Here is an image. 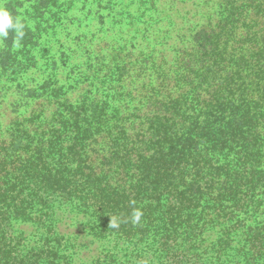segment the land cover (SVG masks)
Returning <instances> with one entry per match:
<instances>
[{"label": "trees", "instance_id": "1", "mask_svg": "<svg viewBox=\"0 0 264 264\" xmlns=\"http://www.w3.org/2000/svg\"><path fill=\"white\" fill-rule=\"evenodd\" d=\"M147 2L122 12L143 21L131 36L146 50L43 67L14 33L2 42L1 102L17 98L0 117V264H70L56 228L72 214L142 264L152 251L214 264L234 241L264 264V0H188L178 15L188 29L174 17L160 28Z\"/></svg>", "mask_w": 264, "mask_h": 264}, {"label": "rangeland", "instance_id": "2", "mask_svg": "<svg viewBox=\"0 0 264 264\" xmlns=\"http://www.w3.org/2000/svg\"><path fill=\"white\" fill-rule=\"evenodd\" d=\"M154 1L157 2L158 10L155 16L159 17L160 28H165L166 21L171 17L181 23L186 22V29L188 25L191 26V23L183 19V15L178 16L180 11L188 9H184L188 0ZM206 1L198 0V6L206 5ZM45 4H48V7L41 8ZM145 4H148L147 0H0V6L7 8L11 13L16 10L17 16L26 25L21 46L16 49L20 53L31 49L36 61L43 67L47 66L49 61L60 59L62 54L67 55L66 57L73 64H79L81 62L79 56L83 57L85 53H92L98 48L108 50L109 55L117 53V47L126 48L127 51L133 50V52L146 50L148 45H139L141 32L138 35L139 40L135 35L131 36L132 30L141 28L139 24L143 21L133 17ZM124 11H131L134 14L132 19L135 25L131 23V12L122 13ZM122 18L124 20L127 18V23L123 24L126 36H124L125 33L122 35L115 33ZM30 41L33 44L31 48L27 45ZM152 45L159 46V41ZM2 50L3 43L0 42V53ZM63 60V70H68L70 66L67 62L65 66L66 59ZM2 83L0 79V88ZM16 98L11 96L1 102L3 97L0 93V117L10 114L11 106L8 107L7 104L11 105L10 101ZM91 224L93 222L90 218L72 214L56 228L57 232L61 236L64 235L65 240L68 239V244L71 245L70 264H142L139 261L141 253L139 255L136 252L133 253V248L124 240L118 241L116 235L105 233L100 228L94 229ZM18 229L29 237L37 232L30 222L19 223ZM218 236L219 233L216 232L215 237ZM245 254L246 249H241L237 241H234L229 246L228 254L215 260L214 264H254ZM147 259V264L172 263L165 256H161L159 251L148 253ZM199 264L211 263L200 262Z\"/></svg>", "mask_w": 264, "mask_h": 264}, {"label": "clouds", "instance_id": "3", "mask_svg": "<svg viewBox=\"0 0 264 264\" xmlns=\"http://www.w3.org/2000/svg\"><path fill=\"white\" fill-rule=\"evenodd\" d=\"M26 25L22 22L20 17H14L13 14L5 7L0 6V42L8 39L9 33H14L13 36V47L19 48L21 46V41L25 35ZM142 211L134 210L131 215V222L135 225L140 222ZM120 222L118 220L112 219L110 221V227L116 229L119 228Z\"/></svg>", "mask_w": 264, "mask_h": 264}]
</instances>
